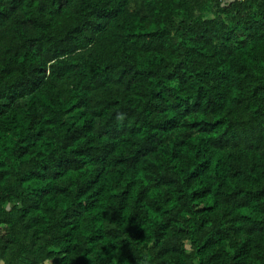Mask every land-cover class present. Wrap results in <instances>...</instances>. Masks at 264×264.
I'll return each mask as SVG.
<instances>
[{
	"label": "trees",
	"instance_id": "16d2710c",
	"mask_svg": "<svg viewBox=\"0 0 264 264\" xmlns=\"http://www.w3.org/2000/svg\"><path fill=\"white\" fill-rule=\"evenodd\" d=\"M264 264V0H0V264Z\"/></svg>",
	"mask_w": 264,
	"mask_h": 264
},
{
	"label": "rangeland",
	"instance_id": "374dc122",
	"mask_svg": "<svg viewBox=\"0 0 264 264\" xmlns=\"http://www.w3.org/2000/svg\"><path fill=\"white\" fill-rule=\"evenodd\" d=\"M229 1H231V0H226V2H229ZM43 264H50V261H46Z\"/></svg>",
	"mask_w": 264,
	"mask_h": 264
}]
</instances>
